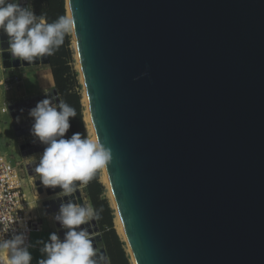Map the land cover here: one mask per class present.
Masks as SVG:
<instances>
[{
  "label": "water",
  "instance_id": "1",
  "mask_svg": "<svg viewBox=\"0 0 264 264\" xmlns=\"http://www.w3.org/2000/svg\"><path fill=\"white\" fill-rule=\"evenodd\" d=\"M65 9L134 263L264 264V0H65ZM8 55L4 71L49 64ZM46 95L59 99L52 89L8 106L22 158L43 152L28 110ZM34 161L24 169L51 215L59 200ZM90 231L106 254L96 221Z\"/></svg>",
  "mask_w": 264,
  "mask_h": 264
},
{
  "label": "clouds",
  "instance_id": "2",
  "mask_svg": "<svg viewBox=\"0 0 264 264\" xmlns=\"http://www.w3.org/2000/svg\"><path fill=\"white\" fill-rule=\"evenodd\" d=\"M73 27V19L64 15L47 22L43 14H36L31 0H0V37H6L0 39V56L6 52L10 62L28 64L51 57ZM5 43L7 47L3 46ZM147 75L145 71L136 79ZM76 115L74 107L54 95H46L28 110L31 142L44 146L33 162V171L40 186L52 189V199L59 200L53 220L63 237L52 231L46 240L32 243L27 220L11 230L0 229V253H7L6 264H32L30 249L38 245L37 264H109L106 254L95 246L90 231L92 222L101 219L102 209L77 203L76 193L98 169L111 162L112 153L98 138L82 137L79 132L66 136ZM57 187L59 192H55Z\"/></svg>",
  "mask_w": 264,
  "mask_h": 264
},
{
  "label": "trees",
  "instance_id": "3",
  "mask_svg": "<svg viewBox=\"0 0 264 264\" xmlns=\"http://www.w3.org/2000/svg\"><path fill=\"white\" fill-rule=\"evenodd\" d=\"M37 15L43 14L47 22L55 21L59 16H66L65 0H31ZM70 38L65 37L64 44L58 51L49 57L48 67L50 69L54 89L57 91L59 100L67 102L76 109L77 115L71 120L69 136L74 132L81 133L86 137L82 120V106L80 95L75 92L77 88L76 75L70 67V52L68 50ZM85 193L91 206L102 209L101 219L96 221L101 238L108 257L109 264H130L124 243L121 242L114 230V215L108 200L104 196V186L99 182V170L95 172L92 179L85 185Z\"/></svg>",
  "mask_w": 264,
  "mask_h": 264
},
{
  "label": "built area",
  "instance_id": "4",
  "mask_svg": "<svg viewBox=\"0 0 264 264\" xmlns=\"http://www.w3.org/2000/svg\"><path fill=\"white\" fill-rule=\"evenodd\" d=\"M20 83L21 79L19 76L12 75L8 79H1L0 87L7 93L14 89H19ZM12 105L14 104L3 107L1 112L8 113V106ZM26 164L12 160L10 156H7L3 152L0 132V229L7 228L11 230L12 228L19 227L22 220H27L28 226L31 229L28 234L30 240L31 234L41 231L42 219L38 214L29 210V203L26 201V195L23 191L24 187L28 186L33 198L36 200L39 197L37 187L34 185L35 180L34 182H30L33 179L27 176L24 169ZM54 214L49 216L53 219ZM55 231L59 232V229L56 228ZM6 262L7 253H0V264H6Z\"/></svg>",
  "mask_w": 264,
  "mask_h": 264
},
{
  "label": "crops",
  "instance_id": "5",
  "mask_svg": "<svg viewBox=\"0 0 264 264\" xmlns=\"http://www.w3.org/2000/svg\"><path fill=\"white\" fill-rule=\"evenodd\" d=\"M42 66L37 67H29V68H20L14 70L4 71L1 68V60H0V80L8 79L12 75L19 76L21 79L19 89H14L10 92L5 93L0 87V132H1V148L3 152L10 156L12 160L16 162H20L22 164H26L34 161V158H21L18 153V146L22 143L17 142V138L12 129L13 120L9 117V113H2L1 110L3 107L21 102L23 100L33 98L36 96H40L42 94H46L49 90H52L51 87L48 88L46 85L36 86L34 84V78H42L39 74ZM18 143V144H17ZM33 179L30 182H34ZM30 189V188H29ZM47 200L45 196H39L35 200L31 193V198L29 201V210L38 214V216L42 219V229L38 233L31 234L30 241L35 243L37 239L48 238V234L52 231L56 230L55 223L49 215L45 214L42 209V203ZM39 245L33 249H30L33 255L32 264H37V260L40 258V253L38 251Z\"/></svg>",
  "mask_w": 264,
  "mask_h": 264
},
{
  "label": "rangeland",
  "instance_id": "6",
  "mask_svg": "<svg viewBox=\"0 0 264 264\" xmlns=\"http://www.w3.org/2000/svg\"><path fill=\"white\" fill-rule=\"evenodd\" d=\"M72 35L73 34L71 32L68 34V36L70 38L68 50H69L70 56H71V61H70L69 65H70V67L72 68L73 72L76 75L77 88L74 89V90H75V92H78V94L80 95V98H81L80 103H81V106H82V120H83L84 129H85V132H86V138H91L90 130L88 129L89 127H88L87 123L85 122L86 107H85V104H84V101H83V99H84V94H83L84 93V86H83L81 72H80V69H79L78 61H77V55H76V50H75V45L73 43V36ZM42 68L43 69H41V71L39 72V74H40V76L42 78H40V79L39 78H34V84H36V86L44 84V85L48 86V88L51 87V89H54V85H53V81H52V77H51V73H50L49 67L47 65H44V66H42ZM49 92H51V90H49ZM17 142H19V140H17ZM20 142H22V141L20 140ZM21 168H22V165H21ZM98 170H99V182L104 186V196L108 200L109 205H110L111 209L114 212L113 215H114V219H115L116 211H115L114 206L112 204L111 198H110V196L108 194L109 192H108L107 186H106L105 183H103L104 181L102 180V173H103L102 168L98 169ZM84 186L85 185H83V187L80 189V191H81V194H82V197L84 199L85 204L86 205H90L89 200H88V198L86 196V193H85V187ZM23 191H24V193L26 195V201H29L30 198H31V192H30L29 187L25 186ZM113 224H114V220H113ZM114 230L116 231V233H117L118 237L120 238L121 242L124 243V249H125V252H126L127 256L129 257L130 264H133L132 261H131V256H130L129 251H128V246H127L126 242L124 241V239L122 238V236L116 230L115 224H114Z\"/></svg>",
  "mask_w": 264,
  "mask_h": 264
},
{
  "label": "bare ground",
  "instance_id": "7",
  "mask_svg": "<svg viewBox=\"0 0 264 264\" xmlns=\"http://www.w3.org/2000/svg\"><path fill=\"white\" fill-rule=\"evenodd\" d=\"M67 16L71 17L70 16V13H69V10H67ZM71 33L73 34V30L71 31ZM72 36H73V43L75 45L74 35H72ZM75 50H76V45H75ZM76 55H77V61H78L79 69H80V62H79V57H78V54H77V50H76ZM82 81H83V79H82ZM83 86H84V82H83ZM83 94H84L83 101H84V104H85V107H86L85 122L87 123V125L89 127V128L88 127L87 128L90 130L91 138H96L95 131H94V128H93L92 119H91L90 110H89V107H88L86 93L84 92ZM102 171H103V173H102V180L104 181L103 183H105L106 186H107V189H108V192H109L108 194H109V196L111 198L112 204H113L114 209L116 211V216H115V219H114L115 228L118 231V233L122 236V238L124 239V241L126 242L125 230H124V227L122 225V222H121L119 213H118L117 209L115 208V205H114V202H113L112 189H111V186H110V183H109V180H108V176H107V172H106L105 167L102 168ZM128 251H129V254L131 256L132 263L135 264L134 263V260H133V255H132V253H131V251H130L129 248H128Z\"/></svg>",
  "mask_w": 264,
  "mask_h": 264
}]
</instances>
